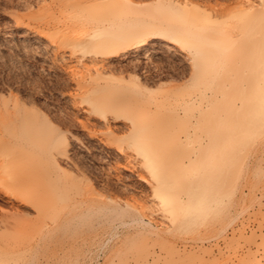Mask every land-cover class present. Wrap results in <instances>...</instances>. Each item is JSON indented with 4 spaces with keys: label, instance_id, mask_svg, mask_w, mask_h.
<instances>
[{
    "label": "bare ground",
    "instance_id": "6f19581e",
    "mask_svg": "<svg viewBox=\"0 0 264 264\" xmlns=\"http://www.w3.org/2000/svg\"><path fill=\"white\" fill-rule=\"evenodd\" d=\"M151 1L179 8L192 5L190 0ZM127 2L142 6L136 0ZM114 4V0H77L75 9L66 8L63 19L17 17L15 39L22 51L25 43H41L50 36L42 26L61 27L64 47L95 62L94 73L66 78L71 89L61 96L65 110L96 150L117 161L106 178L117 189L137 192L139 202L60 184L61 162L76 167L75 154L82 141L59 133L60 127L47 116L42 118L30 102L2 94L0 189L42 219L43 229H58L92 215L116 217L124 205L139 229L171 234L180 239L185 252L197 242V237L186 233L205 227L212 230L208 241L218 256L230 264H264V202L260 201V217L251 236L239 234L245 221L232 224L231 212L233 195L242 182L249 195L259 189L264 197V55L252 77L215 69L194 71L188 86H167L143 74L118 71L122 59L154 49L166 35L147 25L133 29L121 24ZM216 4L220 10L226 7ZM245 5L258 11L262 24L255 34L264 42V0H243L234 8ZM9 37L0 30V54L9 52ZM114 131L123 132L124 138L110 140L108 134ZM254 151L259 155L252 162ZM12 153L17 155L14 161ZM28 161L32 172L24 175L22 166ZM125 177L134 185L127 184ZM31 181L45 187L37 190L26 183ZM238 234L243 243L235 262L231 253ZM164 240L163 244H173L168 237ZM166 255L161 246L154 247L146 263L154 264ZM146 263L136 259L127 264Z\"/></svg>",
    "mask_w": 264,
    "mask_h": 264
},
{
    "label": "rangeland",
    "instance_id": "374dc122",
    "mask_svg": "<svg viewBox=\"0 0 264 264\" xmlns=\"http://www.w3.org/2000/svg\"><path fill=\"white\" fill-rule=\"evenodd\" d=\"M114 1L121 24L133 29L147 25L166 35L164 40L155 43L154 49H143L136 52L138 57L122 59L118 71L143 74L152 82H164L167 86H188L194 71L215 69L232 75L249 74V77L259 71L264 42L256 34L262 21L253 7L234 8L243 0H190L191 6L180 8L151 0H136L142 6L129 4L127 0ZM219 2L226 6L224 10L217 6ZM76 6L77 0H0V30L10 35L9 52L0 54V94L25 104L30 102L42 118L47 116L46 120L50 118L60 127L59 133L82 141V149L75 154L76 167L61 162L63 168L57 172L60 184L118 194L119 198L136 203L139 202L137 192L117 189L106 178L117 161L96 150L84 133L74 127V118L67 115L61 97L71 89L66 78L73 73H94L95 62L78 57L64 47L61 27L48 30L42 26L50 36L41 43L27 42L22 51L18 50L17 17L24 20L37 17L43 21L49 17L63 19L66 10ZM108 137L119 141L124 133L114 131ZM258 155L254 151L250 160L255 161ZM10 158L14 161L17 155L12 153ZM30 172L32 167L28 161L23 164L22 173L29 175ZM120 174L126 176L124 172ZM129 178L125 177V182ZM130 182L126 183L134 185L132 179ZM26 183L37 190L45 187L36 181ZM233 200L232 224L239 225L244 220L239 234L253 235L255 219L260 217L259 204L264 202L262 193L258 189L249 195L247 185L242 182ZM119 211L122 213L116 217L92 215L58 229H43L42 219L0 189V264H127L136 259L146 263L151 250L160 246L167 255L154 264H207L208 261V264H230L227 258L218 256L217 248L208 241L212 230L201 227L198 232H187V236L197 237V242L185 252L179 238L139 229L126 206H120ZM239 234L232 245L236 251L231 253L235 262L242 252L243 239ZM167 237L173 244H163Z\"/></svg>",
    "mask_w": 264,
    "mask_h": 264
}]
</instances>
